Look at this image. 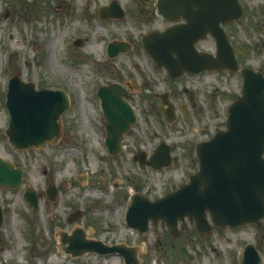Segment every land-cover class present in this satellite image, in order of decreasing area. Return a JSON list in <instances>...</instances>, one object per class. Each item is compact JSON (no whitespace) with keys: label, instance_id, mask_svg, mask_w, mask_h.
Here are the masks:
<instances>
[{"label":"rangeland","instance_id":"1","mask_svg":"<svg viewBox=\"0 0 264 264\" xmlns=\"http://www.w3.org/2000/svg\"><path fill=\"white\" fill-rule=\"evenodd\" d=\"M117 1L129 11L126 17L100 19L97 9L109 0H0V156L23 167L19 188L0 186V264H124L117 253H65L58 233L75 227L84 228L88 238L137 246L140 264H239L248 242L255 244L264 264V216L259 225L223 226L206 234L198 233L189 219L179 222L176 235L161 222L150 224L144 235L126 225L129 194L160 196L197 169L194 145L224 127L226 107L239 94L242 77L239 71L219 69L170 79L140 42L142 33L166 25L153 13L155 0ZM241 3L243 16L224 26L239 65L264 72V0ZM113 38L131 47L108 57L105 46ZM196 47L214 52V39L206 35ZM14 73L38 88L70 95L56 143L23 150L9 145L5 92ZM116 80L135 88L134 80L141 82L139 96L132 93L140 110L136 127L125 136L126 148L108 156L103 135L95 130L103 123L95 91ZM163 90L170 91L176 105L171 123L152 99L153 92ZM160 140L172 146V162L161 169L139 164L135 153L151 152ZM49 181L58 187L54 200L45 196ZM28 183L38 193L36 213L22 196ZM78 208L82 215L69 221L68 213Z\"/></svg>","mask_w":264,"mask_h":264},{"label":"water","instance_id":"2","mask_svg":"<svg viewBox=\"0 0 264 264\" xmlns=\"http://www.w3.org/2000/svg\"><path fill=\"white\" fill-rule=\"evenodd\" d=\"M118 6L115 0L100 7L103 13ZM158 11L167 19H185L163 31H149L141 41L153 61L163 66L175 78L183 72L196 73L204 69L229 68L238 70L234 49L220 26L221 22L237 19L242 14L238 0H157ZM118 9L116 16L122 15ZM211 33L216 42V53L198 51L195 41ZM79 41L77 40L76 43ZM128 44L112 41L107 45L110 56L126 51ZM243 81L240 94L227 107L225 129L195 144L198 169L187 183L154 200L134 193L126 212V221L145 233L149 220H162L171 232L177 231V222L185 217L194 221L200 232H208L223 225L239 226L245 222L259 223L264 216V74L250 67L239 69ZM97 93L107 118L108 134L105 138L113 153L119 148L122 131L134 119L129 111L125 118L111 109L121 106L124 88L117 83L100 85ZM165 120L175 118L174 104L168 92L157 94ZM69 105L65 92L52 89H35L31 81L23 82L13 75L8 82L6 106L9 111L5 134L9 144L18 149L40 147L46 140L54 142L60 134V114ZM125 106V104H124ZM126 107V106H125ZM119 126L117 131L114 127ZM170 148L161 141L150 157L149 163L160 168L170 163ZM144 157L139 153L141 162ZM22 169L0 156V185L17 187ZM54 198L56 188L50 183L46 190ZM25 199L37 209V195L29 185ZM210 216L211 223L208 220ZM77 213H72L75 218ZM2 221L0 209V224ZM61 241L72 256L84 252L120 253L125 264H139L137 247L123 243L108 245L101 240L87 239L82 229L71 236L62 235ZM260 256L254 245H245L240 264H259Z\"/></svg>","mask_w":264,"mask_h":264},{"label":"flooded vegetation","instance_id":"3","mask_svg":"<svg viewBox=\"0 0 264 264\" xmlns=\"http://www.w3.org/2000/svg\"><path fill=\"white\" fill-rule=\"evenodd\" d=\"M240 1V3H241V0H239ZM241 5H242V8H243V11L245 12V5L244 4H242L241 3ZM155 9H156V7H154V14L156 15V17L159 19V20H161L162 22H164V23H166V21L163 19V17L161 16V15H159L156 11H155ZM129 11L128 10H125V15L128 13ZM131 13V12H130ZM132 16H135V18H136V14L134 13ZM126 17V16H125ZM155 17V18H156ZM149 19H154V17L152 16H149L148 17ZM114 19V18H113ZM182 21V19L181 20H177L176 22H181ZM113 82H117V83H120V84H122V85H124L126 88H127V95L123 98V100L125 101V102H127L130 106H131V110H132V108L134 109V111H135V113H137V111H139L140 109H139V107L137 108V105H138V103L140 102L138 99H135V97H134V94H132L134 91H135V93L137 94V96H139V94H138V90H137V88L139 87V89H140V87H141V82H139L138 84H136V87L137 88H135V87H133V85H131L128 81H126V82H120V81H118V80H116V81H113ZM152 99H154V100H156L157 102H158V98L157 97H155L154 95H152ZM114 111H120V109L117 107V106H112L111 107ZM126 111H125V108H123V114L125 113ZM136 123V122H135ZM134 125L135 124H129V126H128V132L126 133V134H124V137H125V135H127L133 128H134ZM98 129H99V131H102L104 134L106 133V128H105V120L103 119V123H102V125H100V127H98ZM123 141H124V139L122 140V148L123 149H125L126 147V145H127V143H126V141H125V143H124V145H123ZM172 147V146H171ZM135 157V156H134Z\"/></svg>","mask_w":264,"mask_h":264}]
</instances>
